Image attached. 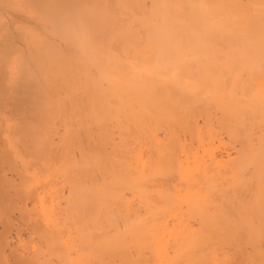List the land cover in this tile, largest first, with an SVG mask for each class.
Returning <instances> with one entry per match:
<instances>
[{
  "label": "bare ground",
  "instance_id": "6f19581e",
  "mask_svg": "<svg viewBox=\"0 0 264 264\" xmlns=\"http://www.w3.org/2000/svg\"><path fill=\"white\" fill-rule=\"evenodd\" d=\"M0 264H264V0H0Z\"/></svg>",
  "mask_w": 264,
  "mask_h": 264
},
{
  "label": "rangeland",
  "instance_id": "374dc122",
  "mask_svg": "<svg viewBox=\"0 0 264 264\" xmlns=\"http://www.w3.org/2000/svg\"><path fill=\"white\" fill-rule=\"evenodd\" d=\"M218 135L220 136V135H222V134H217V137H218ZM224 138H225V139H224ZM224 138H223L224 140H226V139H227V137H226V136H225ZM227 141H228V140H226V143H227ZM229 144H230V142H229Z\"/></svg>",
  "mask_w": 264,
  "mask_h": 264
}]
</instances>
